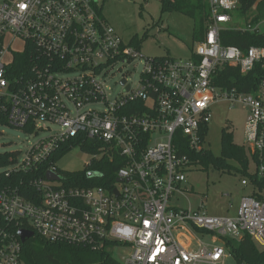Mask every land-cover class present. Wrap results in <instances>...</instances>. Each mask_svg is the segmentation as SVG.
I'll return each instance as SVG.
<instances>
[{"label":"built area","instance_id":"2783aa9c","mask_svg":"<svg viewBox=\"0 0 264 264\" xmlns=\"http://www.w3.org/2000/svg\"><path fill=\"white\" fill-rule=\"evenodd\" d=\"M208 4L205 40L177 60L125 43L95 0H0V128L37 138L25 151H0V264H25L21 230L93 250L129 247L120 264H225L233 256L224 240L245 235L264 251V201L247 177L241 184L251 193L233 217L169 206L197 166L193 154L208 150L219 101L248 109V171L264 173V75L247 92L222 83L225 67L247 74L264 62V48L223 46L219 33L233 28L239 2ZM233 29L262 33L258 25ZM123 70L122 91L111 97L108 82ZM72 137L82 151L85 140L99 146L91 161L121 164L114 185L65 184L49 160ZM50 172L59 178L49 180Z\"/></svg>","mask_w":264,"mask_h":264},{"label":"rangeland","instance_id":"374dc122","mask_svg":"<svg viewBox=\"0 0 264 264\" xmlns=\"http://www.w3.org/2000/svg\"><path fill=\"white\" fill-rule=\"evenodd\" d=\"M101 8V13L107 23L120 35L125 43L133 38L141 40L140 52L146 57L171 58L186 60L190 57L193 42V20L183 14L173 12L160 18V0H95ZM230 27L244 28L247 20L235 14ZM260 32H264V19L258 24ZM125 71L115 72L108 86L111 97L117 96L122 90L118 82ZM134 80L137 75H129ZM211 119L205 137L206 147L215 157L222 153V132L227 129L233 135V141L239 146L244 143V127L248 109L241 105L231 108L227 101H219L212 107ZM54 126L52 129L56 130ZM0 151H25L37 138L23 134L15 129L0 128ZM92 160L79 146L70 149L56 161V166L62 172H81ZM229 164L239 168L237 164ZM251 170H253L251 168ZM244 179L238 170L230 172L216 170L213 167L202 169L195 166L187 173V180L182 184L184 194H175L169 206L182 210L200 211L212 217L235 216L241 198L251 193L250 186L244 187ZM189 231L206 244L210 243V235L203 233L193 226H187ZM220 245V243H218ZM195 246V244L193 245ZM258 248V247H257ZM259 249V248H258ZM112 257L120 264L130 253L129 247H111L108 249ZM225 264H235L233 258H228Z\"/></svg>","mask_w":264,"mask_h":264},{"label":"trees","instance_id":"16d2710c","mask_svg":"<svg viewBox=\"0 0 264 264\" xmlns=\"http://www.w3.org/2000/svg\"><path fill=\"white\" fill-rule=\"evenodd\" d=\"M237 1L239 2V8L236 14L240 17H245L247 25L256 26L264 19V0ZM159 2L160 22L166 14L173 12L183 14L193 20L192 39L194 44L205 40L210 16L208 0H160ZM146 37L147 35L141 40L133 38L130 44L139 48L140 42H143ZM219 37L223 46L237 47L243 52H246L251 47L264 48V32L251 33L248 30L226 28L220 31ZM20 59H29V53L22 55ZM222 73L224 87H236L241 92H247L256 88L263 77L264 62L257 63L252 71L247 74H242L238 68L230 67H225ZM80 142L81 139L79 137H72L60 143L53 152L49 163L56 164L59 158L73 147L79 146ZM221 144L222 153L219 157H215L209 150H205L193 154L191 160L202 169H207L211 166L216 170L226 172H230L233 169L238 170L242 177L249 178L252 185L256 188L258 191L255 193L256 197L264 201V173L261 177L249 173L251 156L246 149L234 143L233 135L227 129L222 132ZM82 148L88 154L99 152V146L91 140H85ZM229 161L237 164L239 168L229 164ZM120 166L121 164L117 163L115 159L102 158L98 161H91L81 172H62L59 168L58 171L68 186L103 187L106 184L114 185L116 171ZM89 173L97 176L88 177ZM224 241L235 260V264H264V251L259 250L248 235H245L238 242L230 239ZM22 258L25 264H119L106 249L93 250L88 246L65 242L51 243L36 234L22 244Z\"/></svg>","mask_w":264,"mask_h":264},{"label":"water","instance_id":"95a60500","mask_svg":"<svg viewBox=\"0 0 264 264\" xmlns=\"http://www.w3.org/2000/svg\"><path fill=\"white\" fill-rule=\"evenodd\" d=\"M94 176H97V175L96 174H92V173L88 174V177H94ZM47 178L49 180H57L59 177L56 174L50 172V173L47 174ZM18 236L20 237L21 242L25 243L26 240H28V239L33 237V233L30 232V231L21 230V231L18 232Z\"/></svg>","mask_w":264,"mask_h":264},{"label":"bare ground","instance_id":"6f19581e","mask_svg":"<svg viewBox=\"0 0 264 264\" xmlns=\"http://www.w3.org/2000/svg\"><path fill=\"white\" fill-rule=\"evenodd\" d=\"M101 178V177H100Z\"/></svg>","mask_w":264,"mask_h":264},{"label":"crops","instance_id":"0c3cea01","mask_svg":"<svg viewBox=\"0 0 264 264\" xmlns=\"http://www.w3.org/2000/svg\"><path fill=\"white\" fill-rule=\"evenodd\" d=\"M236 215V214H235Z\"/></svg>","mask_w":264,"mask_h":264}]
</instances>
